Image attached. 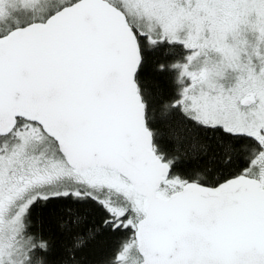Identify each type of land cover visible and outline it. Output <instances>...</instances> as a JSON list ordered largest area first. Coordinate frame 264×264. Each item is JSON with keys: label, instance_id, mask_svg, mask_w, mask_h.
Listing matches in <instances>:
<instances>
[{"label": "snow or ice", "instance_id": "obj_1", "mask_svg": "<svg viewBox=\"0 0 264 264\" xmlns=\"http://www.w3.org/2000/svg\"><path fill=\"white\" fill-rule=\"evenodd\" d=\"M0 264H264V0H0Z\"/></svg>", "mask_w": 264, "mask_h": 264}]
</instances>
